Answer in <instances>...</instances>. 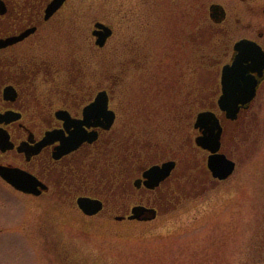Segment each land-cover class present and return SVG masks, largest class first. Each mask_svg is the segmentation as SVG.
Returning a JSON list of instances; mask_svg holds the SVG:
<instances>
[{
    "label": "flooded vegetation",
    "instance_id": "flooded-vegetation-1",
    "mask_svg": "<svg viewBox=\"0 0 264 264\" xmlns=\"http://www.w3.org/2000/svg\"><path fill=\"white\" fill-rule=\"evenodd\" d=\"M70 1L0 0V166L25 174L32 187L16 189L0 176L22 200V208L6 225L56 231L70 218L80 227L98 220L150 222L172 212L181 214L190 202L213 201L212 194L220 189L227 201L238 203L243 166L252 160L257 213L264 220V0H237L231 8L210 2L221 4L225 15L215 21L208 11V48L213 55L200 65L208 71L205 90L199 88L195 14L182 29V1L194 5V0H143L138 12L131 8L126 16V38H118L117 16L109 24L94 20L89 34L93 51L114 39L115 50L120 45L128 55H143L144 66L135 58L128 62L146 70L149 84L155 78L158 84L166 80V66L172 69L167 79L183 80L180 95H170L171 111L163 112L162 104L147 115L146 110L138 111L139 116L129 104L131 96L118 94L116 70L106 73L100 64L86 69L84 55L75 56L85 47L70 33ZM97 21L111 28L102 45L93 34ZM240 40L257 46V64L240 65L246 69L240 75L248 79L252 96L227 112L218 103L222 74L239 54L235 44ZM188 47L190 62L171 63L173 49L185 52ZM242 80H237L238 86H243ZM102 92L106 111L112 112L110 121L99 113L85 116L84 109ZM144 97L153 100L161 94ZM230 97L242 99L239 94ZM201 112H207L213 128L209 147L198 143L203 135L197 125ZM163 165L166 173L157 175ZM220 170L226 175L219 177ZM137 208L138 216L133 212ZM259 229L264 230V223ZM23 242L39 247L40 254L29 256L31 264H86L82 256L71 255L76 252H70L75 246L71 240L26 237ZM259 260L264 264V256Z\"/></svg>",
    "mask_w": 264,
    "mask_h": 264
},
{
    "label": "rangeland",
    "instance_id": "rangeland-1",
    "mask_svg": "<svg viewBox=\"0 0 264 264\" xmlns=\"http://www.w3.org/2000/svg\"><path fill=\"white\" fill-rule=\"evenodd\" d=\"M142 1L71 0L69 12L70 33L74 37L77 35L85 47L83 52L78 51L75 56L82 58L84 55L86 69L94 70L95 64H100L107 66L102 67L107 69L106 73L116 70L118 94L131 96L128 101L134 105L133 111L137 116L138 111L142 113L146 110L147 115L149 107L158 110L157 105L162 104L163 112L171 111L174 100L170 95H180L178 91L183 88V80L178 81L177 78L174 81L173 77L167 79L166 76L172 70H166L165 81L158 84L155 78V82L149 84L145 80L146 70L138 65L145 64L142 54L128 55L120 45L115 50L112 46L115 45L114 39H110L105 48L93 51L89 34L94 20L109 24L117 16L121 24L118 38H126L129 34L126 31V16L131 14V8H137L138 12ZM204 1L207 3H204L203 9L208 11L207 4L211 1L224 3L231 8L237 0ZM181 17L184 30L188 15L182 11ZM209 51L206 56L213 55ZM130 58L138 59V64L133 66L132 61L128 62ZM207 72L204 66L198 67L199 88L202 90L209 85ZM147 88L150 95L161 94V97L141 100V97L148 95ZM242 171L238 203L234 199L227 201L224 189H220L212 194L213 201H193L185 206L187 209L182 210L181 214L172 212L150 222L103 224L98 220L80 227L75 219L70 218L69 223L59 225L56 231L50 227L32 230L33 225H28L29 230H15L13 226L6 225L14 220V215L22 208V200L0 181V264H31L29 256L40 254L36 252L39 247L25 246L22 244L24 238L56 239L58 236L64 242L71 240L75 246L71 247L70 252L76 250L71 255L82 256L86 264H261L259 259L264 256V230H260L259 225L264 220L257 213V171L253 160L246 162ZM83 226H87V229L84 230Z\"/></svg>",
    "mask_w": 264,
    "mask_h": 264
},
{
    "label": "water",
    "instance_id": "water-1",
    "mask_svg": "<svg viewBox=\"0 0 264 264\" xmlns=\"http://www.w3.org/2000/svg\"><path fill=\"white\" fill-rule=\"evenodd\" d=\"M210 14L215 21H218L219 18L225 15L224 9L219 4H211ZM96 30L93 33L97 36V44L102 45L105 41L106 37L109 36L111 29L101 22L95 23ZM257 46L253 43L248 42L247 40H240L235 44V48L239 51V54L236 55L232 62V66L224 67L222 74V84H223V94L219 98V106L222 110H226L227 112L235 111L240 104L246 103L251 96L252 93L247 92L250 88L248 86V79L245 76H241L240 73L246 74V69L240 65L241 63L250 62L252 64H257ZM256 50V51H255ZM237 69H241L237 70ZM239 73V75H238ZM237 74V76H234ZM243 78V86H238V79ZM253 88V87H252ZM251 88V90H252ZM231 94L240 95L242 99L239 100H231ZM106 94L104 92L97 95L96 99L88 105L85 109V116H93L96 113L101 115L110 116L112 114L111 111H106ZM109 117V121H110ZM198 124L200 128H203V135L198 139V143L204 145L205 147H209L210 143L214 141L213 137V128L208 124L207 112H201L198 114ZM164 167L167 165H163L162 168L158 169L157 175H163L166 173ZM220 177H223L225 173H217ZM0 175L9 183H11L14 187L24 190L30 191L32 187H30L29 183L30 178L25 177V174L21 173L16 169H11L7 167L0 166ZM84 207V206H83ZM85 209V208H84ZM139 210V213H138ZM91 212L92 210H86ZM133 212L136 216L141 213L139 208L133 209Z\"/></svg>",
    "mask_w": 264,
    "mask_h": 264
},
{
    "label": "trees",
    "instance_id": "trees-1",
    "mask_svg": "<svg viewBox=\"0 0 264 264\" xmlns=\"http://www.w3.org/2000/svg\"><path fill=\"white\" fill-rule=\"evenodd\" d=\"M194 5L191 4V2H185L182 1V7L181 12L183 11L185 15L195 14L197 17V45H198V64L204 65L208 63V59L206 56V52L209 50L208 47H210L209 40H204V35L209 38L210 30L207 27L208 25V18H207V11H204L203 7H205L204 3H207V1L204 0H194ZM208 5V4H207ZM168 36V34H167ZM200 52V53H199ZM190 50L189 47L184 52L180 48L179 50L173 49L171 52L173 58L171 60V63H186L190 62ZM210 53V51L208 52ZM171 71L172 69H169L167 66L165 67V71ZM154 80V79H153ZM157 80V79H156ZM154 83V82H153ZM146 91L148 92V95H150V90L147 88ZM146 99L145 97H142L141 100ZM147 100V99H146ZM148 101V100H147ZM150 102V101H149ZM154 108V107H153ZM153 108H149L150 111H153Z\"/></svg>",
    "mask_w": 264,
    "mask_h": 264
}]
</instances>
